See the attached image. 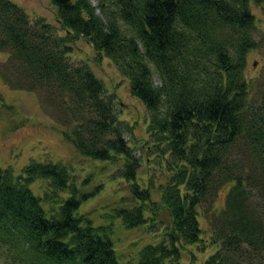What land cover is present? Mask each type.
Wrapping results in <instances>:
<instances>
[{
	"label": "trees",
	"instance_id": "trees-1",
	"mask_svg": "<svg viewBox=\"0 0 264 264\" xmlns=\"http://www.w3.org/2000/svg\"><path fill=\"white\" fill-rule=\"evenodd\" d=\"M51 1L67 38L0 0L4 80L49 91L60 122L69 124L64 136L82 155L123 164L118 173L131 182L130 202L114 208L113 219L162 235L121 262L114 224L79 212L93 192L76 190L65 167L33 162L22 177L0 169L6 261L2 243H11L13 264H264V76L245 71L248 54L264 46L251 11L264 0ZM81 38L115 64L145 107L147 159L154 155L167 179L160 200L152 196L155 171L145 183L139 176L141 160L124 137L133 125L120 119L117 95L87 64L69 60V44ZM35 179H45L52 194H35ZM69 188L72 195L61 198ZM206 248L212 253L199 260L194 250Z\"/></svg>",
	"mask_w": 264,
	"mask_h": 264
},
{
	"label": "rangeland",
	"instance_id": "rangeland-1",
	"mask_svg": "<svg viewBox=\"0 0 264 264\" xmlns=\"http://www.w3.org/2000/svg\"><path fill=\"white\" fill-rule=\"evenodd\" d=\"M20 6L28 15L30 21L43 20L52 25L53 34L66 37V29L58 20L56 7L51 0H10ZM92 4L97 6V1ZM251 11L258 26V38L264 35V8L254 2ZM72 39V36L71 38ZM72 51L69 60L74 64H87L93 73L105 85L107 93L116 94L117 111L120 119L128 121L133 129L126 131L124 137L135 149L136 157L141 160L138 170L144 183L155 171V185L152 192L154 199H161L160 188L167 179L160 174V168L155 163L154 155L147 154V125L149 122L145 107L130 93L129 83L118 71L115 64L105 58L84 39H78L69 44ZM7 52L0 51V169H9L13 174L26 176L25 167L35 163H54L65 167L71 176V181L82 193H92L82 202L79 212L86 213L95 224H114L113 242L119 260L123 263L137 259V252L147 244L157 243L162 232L152 233L145 226L128 229L121 224L120 219H113V209L129 204L131 182L119 175L123 164L118 162L99 161L82 155L73 143L64 136L68 122H60L59 110L49 100V91H25L11 87L4 79ZM5 63V64H4ZM9 67V66H8ZM13 70V67L10 69ZM8 71V70H7ZM246 75L249 78L262 79L264 76V46L248 54ZM8 76L12 75L8 73ZM8 80V78H6ZM156 79V78H155ZM158 81V79H156ZM157 83V82H156ZM167 176V174H166ZM140 180V179H139ZM162 184V185H161ZM33 192L40 196H49V184L45 179H35L30 183ZM99 187V188H98ZM98 190L96 191V189ZM71 188L61 193V198L71 196ZM227 189L218 198L217 206L225 202ZM124 199L125 202H122ZM44 207H55V203L46 202ZM202 227L206 222L201 220ZM3 246L11 261H6L0 250V264H13L14 250L9 253L11 243ZM18 246V245H17ZM15 247V246H14ZM13 247V248H14ZM19 249L18 247H15ZM25 249V248H24ZM207 249V248H206ZM21 251V250H20ZM199 260L212 253V249L200 252L194 250ZM31 253V251L29 252ZM27 254V253H26ZM28 255V254H27ZM187 255H184L187 261ZM15 264H17L15 262Z\"/></svg>",
	"mask_w": 264,
	"mask_h": 264
}]
</instances>
